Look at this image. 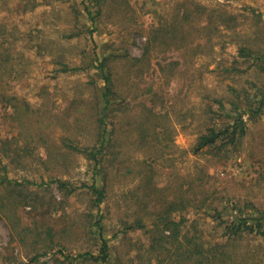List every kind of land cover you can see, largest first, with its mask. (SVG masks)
Here are the masks:
<instances>
[{
  "label": "rangeland",
  "instance_id": "1",
  "mask_svg": "<svg viewBox=\"0 0 264 264\" xmlns=\"http://www.w3.org/2000/svg\"><path fill=\"white\" fill-rule=\"evenodd\" d=\"M241 49L264 56V0H0V264H105L78 257L104 241L110 264H178L170 222L211 245L218 212L264 210V110L236 147L194 152L230 119L217 101L245 110L264 84ZM109 139L101 170L73 148Z\"/></svg>",
  "mask_w": 264,
  "mask_h": 264
},
{
  "label": "trees",
  "instance_id": "2",
  "mask_svg": "<svg viewBox=\"0 0 264 264\" xmlns=\"http://www.w3.org/2000/svg\"><path fill=\"white\" fill-rule=\"evenodd\" d=\"M240 54L245 59H254L259 63L258 67L264 71L263 55H255L246 49H241ZM108 65L107 58H105L100 62L99 66L104 73L107 87L106 95L110 96L113 82L111 72H108ZM254 88L255 94L253 95V98H250L249 96H246L245 98V110L241 108V104L239 105L231 102L232 110L229 112L223 101H217V103L220 104L222 114L231 120L229 119L226 121V125H224V123L218 124V122H215L216 124L214 123V126L207 127L206 132L199 136L194 152H199L206 148L221 149L223 147L228 148L237 146L238 142L245 137L247 133L245 115L250 117L258 116L261 115L264 110V84L261 86L256 85ZM108 110L109 108L106 107V112ZM231 113H233V115ZM101 123H104V120L101 119ZM103 143L97 150L92 152H88L87 148H80L77 146H74L73 148L76 151L88 153L91 159L95 162L96 169L101 170V167H103L104 149L111 146L112 140H105ZM100 165L102 166L100 167ZM58 183L62 188L65 186L62 181L58 180ZM9 184H11V181ZM107 187L108 186L105 185L100 189L96 184L91 186V190L97 197L96 203L98 205L104 202ZM20 194L21 193H18L16 198L14 195H11L8 198V203L11 207L19 205L20 202L18 201V196ZM14 198L16 199L15 202ZM185 204V200H178V211H184ZM252 207V205H248V209L250 208L251 212L239 210L237 213L235 212V207L232 210L224 208L225 211L218 212L217 215H214L213 218L218 220L219 223L224 226V239L211 245L200 243L187 236L182 237L181 225L183 222H178V224L170 222L172 226L170 227L169 223L165 230L173 229L174 235H176L178 231V264H264V256H255V254L250 251L244 254L240 250L243 241L255 239L264 242V210ZM138 225L141 227L143 226L141 222H139ZM48 233L51 235L52 231L49 230ZM162 234L164 233L162 232ZM109 250L110 248L107 241H104L100 256L94 257L87 253L78 257L91 258L96 262L110 264ZM40 257V254L35 256L32 262L37 261Z\"/></svg>",
  "mask_w": 264,
  "mask_h": 264
}]
</instances>
